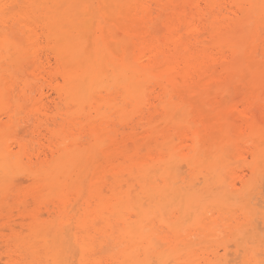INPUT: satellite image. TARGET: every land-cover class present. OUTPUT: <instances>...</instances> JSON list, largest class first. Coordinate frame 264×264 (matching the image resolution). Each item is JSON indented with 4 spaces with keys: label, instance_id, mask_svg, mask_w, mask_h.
<instances>
[{
    "label": "bare ground",
    "instance_id": "bare-ground-1",
    "mask_svg": "<svg viewBox=\"0 0 264 264\" xmlns=\"http://www.w3.org/2000/svg\"><path fill=\"white\" fill-rule=\"evenodd\" d=\"M260 181L264 0H0V264H264Z\"/></svg>",
    "mask_w": 264,
    "mask_h": 264
},
{
    "label": "rangeland",
    "instance_id": "rangeland-1",
    "mask_svg": "<svg viewBox=\"0 0 264 264\" xmlns=\"http://www.w3.org/2000/svg\"><path fill=\"white\" fill-rule=\"evenodd\" d=\"M260 182L263 183L264 181H260ZM260 182L257 184V185H258V188H257V190H256V192H255L256 194H257L258 192H261V191L264 193V190H262V188H264V186H261V183H260ZM263 184H264V183H263ZM259 187H262V188L259 189ZM260 190H261V191H260ZM262 192H261V193H262ZM263 193H262V194H263ZM256 198H257L258 200H257ZM255 199H256L257 201H259V195H257V196L254 198V200H255ZM261 206H262V207H261ZM258 208H259V210H260L261 212H264V205H260V206H258ZM228 246H230V247H229V249H230L229 254H231L230 258L232 259V258H233L232 252L234 251V246H233L231 243H229ZM219 252H220V254L223 253V251H222L221 249H219ZM230 258H229V255H227V259H230Z\"/></svg>",
    "mask_w": 264,
    "mask_h": 264
}]
</instances>
